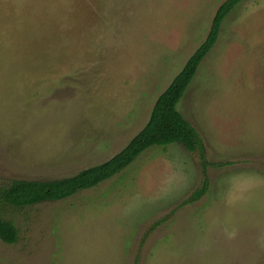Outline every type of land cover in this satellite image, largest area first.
Instances as JSON below:
<instances>
[{
    "label": "rangeland",
    "instance_id": "374dc122",
    "mask_svg": "<svg viewBox=\"0 0 264 264\" xmlns=\"http://www.w3.org/2000/svg\"><path fill=\"white\" fill-rule=\"evenodd\" d=\"M223 1L0 0V183L121 150ZM177 108L224 162L200 199L183 203L202 182L197 155L154 145L68 198L5 205L18 238L0 240V264H264V0L224 18Z\"/></svg>",
    "mask_w": 264,
    "mask_h": 264
},
{
    "label": "trees",
    "instance_id": "16d2710c",
    "mask_svg": "<svg viewBox=\"0 0 264 264\" xmlns=\"http://www.w3.org/2000/svg\"><path fill=\"white\" fill-rule=\"evenodd\" d=\"M242 0H224L216 9L204 41L187 58L182 69L169 85L156 97L145 125L129 139L125 146L107 160L88 166L77 173L57 179H12L0 183V240L7 244L17 241L18 230L14 223L3 218L5 205L24 207L43 201L68 198L78 190L91 188L120 172L147 148L154 145L179 143L195 153L203 174L201 185L183 201L184 204L200 199L208 189V166H222L224 162H209L205 145L197 130L182 116L177 104L193 79L197 68L215 44L224 18ZM161 218L152 224L148 232ZM147 233L145 234V236ZM144 239V237H143Z\"/></svg>",
    "mask_w": 264,
    "mask_h": 264
}]
</instances>
